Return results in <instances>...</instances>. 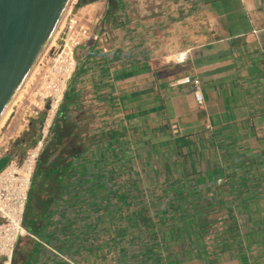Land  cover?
Instances as JSON below:
<instances>
[{"label": "trees", "instance_id": "1", "mask_svg": "<svg viewBox=\"0 0 264 264\" xmlns=\"http://www.w3.org/2000/svg\"><path fill=\"white\" fill-rule=\"evenodd\" d=\"M94 1L97 0H80L76 7ZM107 1L109 7L105 20L116 16L119 5V0ZM76 73L64 94L50 137L44 143L36 164L23 222L29 235L20 237L11 264H41L43 250L47 251L52 262L64 264L61 257L45 248L48 246L65 255L86 248L87 239L94 232L102 231L96 226V221L85 224L81 217L88 214L93 220L98 218L99 223L103 221L106 230L111 227L119 229L113 245L119 250L115 258L120 264H179L196 260L202 264H258L257 258L264 252L252 254L251 248L258 242L264 245V206L261 205L264 202V150L254 155L247 148L243 150L234 146L233 150L222 153L225 165H216L217 176L213 174L209 180L216 186L213 196L208 198L204 193L209 188H197L204 174L198 173L194 180H190L197 172L193 169V162L200 150L198 139H192L195 134L176 135L164 128L162 136L166 139L162 143L166 151L160 166L163 165V172L165 167L171 171L176 169L177 177L167 187L181 191L167 202L168 210L173 212L172 218L161 216L154 219L148 207H142L135 209L127 221L116 220L114 216L109 217V211L113 213L115 210L108 205L114 201L120 206L125 205L129 197L138 193L135 188H125L121 193L116 181L109 184L114 168L126 163L134 165L131 147L127 146L125 150L123 145L131 128L121 125L84 136L87 125L72 117L73 108L79 109ZM151 115L144 117L150 119ZM43 116L31 121L30 129L13 143L14 152L24 154L36 143L37 124ZM139 146H142L141 142ZM216 153L219 154V150ZM55 207H63L68 213L77 215L67 217L64 223L59 220L54 223L51 217ZM209 207L226 210L230 220L224 230H215L214 236L218 240L212 249L208 248L205 238L206 231L215 223L207 216ZM238 213H244L252 224L243 231H239V227H244L245 223L237 222ZM179 233L183 241L189 239L184 250L186 256L175 248ZM127 238L138 247L127 251L120 248ZM95 250L93 246L90 248V252L97 256Z\"/></svg>", "mask_w": 264, "mask_h": 264}, {"label": "crops", "instance_id": "2", "mask_svg": "<svg viewBox=\"0 0 264 264\" xmlns=\"http://www.w3.org/2000/svg\"><path fill=\"white\" fill-rule=\"evenodd\" d=\"M175 6L140 23L117 19L125 12L120 0L116 16L108 20L107 0L79 7L96 21L100 38L80 49L78 108L99 107L130 117L132 97L139 94L142 117L153 114L151 109L161 115L166 111L181 132L210 133L206 140L216 151L226 154L235 146L259 155L264 150V0H192L184 25ZM107 30L113 36L108 43L102 40ZM154 32L156 44L149 41ZM138 37L141 43L134 42ZM180 55L183 62L177 60ZM188 75L201 80L202 105L193 87L180 82ZM79 109L73 108L72 117L86 123ZM13 126L11 122L7 130ZM62 209H53L54 223Z\"/></svg>", "mask_w": 264, "mask_h": 264}, {"label": "rangeland", "instance_id": "3", "mask_svg": "<svg viewBox=\"0 0 264 264\" xmlns=\"http://www.w3.org/2000/svg\"><path fill=\"white\" fill-rule=\"evenodd\" d=\"M176 1V0H175ZM173 2V0H120V3L122 7L124 8L125 12H119L117 15V19L119 21H125L126 19H129L130 21L133 20L135 23H140L142 20L145 19H157L159 13L163 15L162 11L167 8L171 7L173 3L176 5V8H180V12L178 13L180 16V21L185 24V20H188V6L189 3L192 2V0H178V2ZM76 2H74L72 6V10L66 17L62 28L59 30L58 35L56 37V40L53 42V44L50 46V49L47 51L46 55L43 57L41 63L38 65V68L36 69L34 75L32 76V79L27 84V86L22 91V94L12 107V111L5 121V123L0 127V135H5L3 142H9L12 144V140H17L21 137V135L30 129V123L33 120H39L40 114L45 112V107H41L40 114L36 116L34 111L36 108L34 107V104L38 103V100H40V96L42 93L33 92L32 96L28 95L30 86L33 84L38 71L42 70L43 66L42 64H45L46 68L52 67L53 64L50 63V61L53 58H56L63 50L65 41L68 38H75L81 39L79 37V27L69 29V26L71 25L70 19L71 18H78L80 23L85 25L88 30V37L83 39L84 41L81 43V45H78L74 49V56L77 62L76 71L78 70L79 66V55H80V49L83 47L87 42L95 40V37L100 38V32L94 31L95 23L88 13L85 11H82L81 9L76 7ZM197 7H200V2L197 1ZM80 8H83L80 7ZM202 20V19H201ZM79 23V24H80ZM70 24V25H69ZM98 24V23H97ZM156 32V31H155ZM152 34L149 37V41L153 44H156L159 42V39H155L156 33ZM73 33V34H72ZM134 37H137L134 35ZM113 39V36L109 33L107 30L106 33H103L102 40L106 43H108L110 40ZM164 39V38H163ZM140 42L141 40L136 39L134 42ZM156 49V48H151ZM138 53V52H137ZM184 61V56L180 55L177 56V60ZM181 61V62H183ZM50 69V68H49ZM51 70V69H50ZM75 71V73H76ZM74 73V74H75ZM73 74V76H74ZM73 78V77H72ZM43 83V82H42ZM41 83V84H42ZM33 86V85H32ZM144 99V98H143ZM132 104H133V110L134 112L129 117H125L124 113L115 112L114 109L108 110L102 109V108H94L89 107L87 109L81 108L79 109V115L82 117H87L86 123L84 125H87V130L84 132V136L86 135H92V134H99L100 130H109L110 128H116L120 123L127 122L130 126V132L125 138V142L123 143L125 150L128 148L127 146L131 147V152L134 156V165H130V163L121 164L117 166V169L114 168V171L111 172V175L113 176L109 180V184H111L112 181H116L115 183H118V192H124V189L126 190L135 188L136 193L135 196L132 195L129 197V201L126 202L125 205L120 206L119 203H110L108 206L114 209L115 212L109 211V217H116V220H119L121 218L122 220L127 221L130 217V215L134 212L135 209H139L142 207H148V210H150V214L154 219H158V217H168L172 218L173 212L168 210L167 208V202L170 200H173L176 198V195L180 194V190L178 191H172L169 190L167 185L172 182V180L177 177L176 169L174 171L171 169L168 170V167H165V172L162 170L161 165V158L163 155H165V149L163 147V143L166 138L162 136V130L165 128L168 129V132H171L172 134L179 135L182 133V135H188L185 131L180 130L179 126L173 123V120L170 119L167 116V112L165 111V114L161 115L160 112L156 113V109H151L150 112L153 114L151 115L150 119H147V117H142V114L139 109H137V105L139 104L141 97L139 94H134L132 97ZM93 104V103H90ZM200 104V103H199ZM202 105V104H200ZM139 106V105H138ZM160 111V110H159ZM13 122L15 123V126L11 129V131H8V125ZM39 122L37 124V130H36V139L39 138ZM83 123V122H82ZM167 125V126H166ZM119 127V126H118ZM23 131V133H22ZM22 133V134H21ZM204 136H200V133L197 135H194L192 139H195L197 136L198 144L200 146V150H198V153L195 154V161L193 162V169L196 173H194L193 177L191 176L190 180H194L196 175L198 173L204 174L203 177H200L199 183L197 184V188L199 189H208L205 190L204 196L210 198L213 196V188L214 183H210L209 180L212 178L213 174H217L216 170L217 164H223L225 163L222 161L221 154L222 151L219 150V154L216 153V148L210 146L209 140H206L208 137L211 138V134L209 135L207 133L203 134ZM12 137L11 141H8V137ZM142 143V146L138 148V144ZM13 145V144H12ZM167 144L165 143L164 146ZM33 146H30L26 149L24 154H20V157H25L27 151ZM163 147V148H161ZM117 148V147H116ZM164 150V151H163ZM217 150V151H218ZM100 151V150H99ZM93 152V151H92ZM95 152V151H94ZM255 152V151H254ZM254 152H251L254 154ZM113 153V152H111ZM256 153V152H255ZM24 155V156H23ZM224 159V158H223ZM164 168V167H163ZM217 176V175H216ZM205 182H204V181ZM192 182V181H191ZM213 184V186H212ZM218 184V182H217ZM211 188V189H210ZM264 200V195H263ZM121 204V203H120ZM114 205H119L116 208H113ZM261 205L264 206V202L262 201ZM70 212V211H69ZM207 216L209 219L215 220V223L206 231L205 238H206V244L208 245L209 249H212L216 247V241L218 240L215 236V230L216 229H222L224 230L227 226L226 222H229L228 220V213L226 210L220 209L217 210L213 207L207 208ZM65 214V215H64ZM87 214V213H86ZM77 214L70 212L68 213L67 210L64 208L59 212L58 215L55 217H58L57 220L59 222H66L67 217H74ZM90 214L84 215L81 217V219H85V224L87 225L90 221H96V226L98 228H101L102 231L94 232L93 236L87 239V242L85 244L86 248H81L78 251L73 252L72 254L65 255L60 254L56 250L48 248L46 246L45 249L50 250L54 254L58 255L62 258V260L65 262L64 264H120L118 259L115 258L117 256V253L119 250L116 248L115 245H113V239L116 236V233L119 231L118 228L111 227L110 230H106L105 224L103 221L100 223L98 222V218L95 217V219L89 218ZM86 217V218H84ZM88 217V218H87ZM86 219H88L86 221ZM120 219V220H121ZM56 220V222H58ZM171 220V219H170ZM237 222L238 223H245L244 227H239V231H243L244 229L251 226V221L246 217V215L243 213H238L237 216ZM97 230V229H96ZM129 231V230H128ZM235 232L238 231V229H234ZM180 237L178 238L179 242L176 244V249L179 251H183L182 254L186 256L184 253V250L188 247L189 243L183 241V238H181V234L179 233ZM191 245H193L191 243ZM94 247L97 252V256L90 252V248ZM123 246V247H122ZM138 245L136 243H132L130 239L127 238V240L121 245L120 248H124L126 251L127 249H135ZM119 248V249H120ZM54 250V251H53ZM100 250V251H99ZM99 251V252H98ZM234 252H238L236 250H233ZM252 254H260L264 252V245H260L259 242L256 243L255 247L251 248ZM42 258L40 259L41 264H59V262H52L53 260L50 259L49 255L47 254L46 250H43V253L41 254ZM188 256V254H187ZM259 260L258 264H264V254H262V257L260 256L257 258ZM255 260V258H254ZM253 260V261H254ZM201 264V262H200Z\"/></svg>", "mask_w": 264, "mask_h": 264}, {"label": "built area", "instance_id": "4", "mask_svg": "<svg viewBox=\"0 0 264 264\" xmlns=\"http://www.w3.org/2000/svg\"><path fill=\"white\" fill-rule=\"evenodd\" d=\"M69 23L71 24H69V29L79 27L81 39L68 38L62 52L50 61L53 64L49 67L51 70L42 64V70L38 71L32 82L33 86H30L27 93V96H32L34 91L42 93L38 103L34 104L36 116L40 114L41 107H45V112L40 114V117L44 116L40 123L38 140L27 151L25 157L21 158L19 153L12 149L15 140H12V144L4 143L5 135H0V159L6 154H13L12 159L0 171V264H11L20 237L29 235L23 222L36 164L44 143L50 137L64 94L76 71L77 62L74 49L88 37V28L81 24L78 18H71ZM95 39H98L97 36ZM180 82L191 85L198 102L204 103V96L200 90L201 80L197 76H185ZM7 139L11 141L12 137Z\"/></svg>", "mask_w": 264, "mask_h": 264}, {"label": "water", "instance_id": "5", "mask_svg": "<svg viewBox=\"0 0 264 264\" xmlns=\"http://www.w3.org/2000/svg\"><path fill=\"white\" fill-rule=\"evenodd\" d=\"M73 1L0 0V122ZM12 157L0 159V171Z\"/></svg>", "mask_w": 264, "mask_h": 264}, {"label": "bare ground", "instance_id": "6", "mask_svg": "<svg viewBox=\"0 0 264 264\" xmlns=\"http://www.w3.org/2000/svg\"><path fill=\"white\" fill-rule=\"evenodd\" d=\"M76 0H74L72 2V4L70 5V7L68 8V10L66 11L63 19L61 20L57 30L55 31L54 35L52 36L51 40L49 41L46 49L44 50V52L41 54L40 58L38 59L37 63L35 64L34 68L32 69L31 73L29 74V76L27 77L26 81L24 82V84L22 85V87L20 88L19 92L17 93V95L15 96L14 100L12 101L10 107L8 108L7 112L5 113L4 117L2 118L1 122H0V127L5 123V121L7 120V118L9 117L11 111H12V107L14 106V104L16 103V101L18 100V98L20 97V95L22 94V91L24 90V88L27 86V84L30 82V80L32 79V76L34 75L36 69L38 68V65L41 63L43 57L46 55L47 51L50 49V46L53 44V42L56 40V37L58 35V32H60L59 30L62 28V25L66 19V17L68 16V14L70 13V11L72 10V6L74 4Z\"/></svg>", "mask_w": 264, "mask_h": 264}]
</instances>
